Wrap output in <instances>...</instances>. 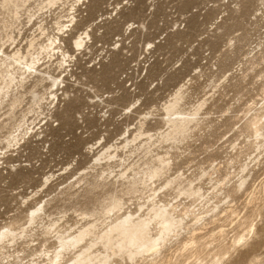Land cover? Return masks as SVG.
Instances as JSON below:
<instances>
[{
    "label": "rangeland",
    "instance_id": "1",
    "mask_svg": "<svg viewBox=\"0 0 264 264\" xmlns=\"http://www.w3.org/2000/svg\"><path fill=\"white\" fill-rule=\"evenodd\" d=\"M0 50L43 73L16 72L0 107V234L15 235L0 264H47L60 236L153 202L186 229L115 264H264V0H0ZM177 95L174 113L199 110L185 134L168 124Z\"/></svg>",
    "mask_w": 264,
    "mask_h": 264
},
{
    "label": "bare ground",
    "instance_id": "2",
    "mask_svg": "<svg viewBox=\"0 0 264 264\" xmlns=\"http://www.w3.org/2000/svg\"><path fill=\"white\" fill-rule=\"evenodd\" d=\"M59 2L60 0H50V4L52 5H56ZM83 43L84 38L80 37L75 44L77 47H81ZM57 49L56 40H52L51 43L42 50L46 52L51 51V54L53 53L55 56V54H57L55 53ZM38 55H40V53ZM23 56L20 53H15L13 56H10L0 50V73L3 80V87L0 91V107L5 104L7 95L12 86L17 82L18 78L16 77V72H21L22 76L28 73L30 76L33 74L41 76V74H43L41 70L42 66H40L38 58H34L33 55H30L29 60H27ZM63 56L66 58L65 54H63ZM19 83L22 84L23 81ZM179 100L180 95H177L174 102L166 109L169 117L168 124L170 125L172 133L185 134L196 122L199 110L197 109L194 114L191 115L174 113L173 109L178 104ZM16 102H18L17 99L13 101L12 106L15 105ZM176 115L178 116L175 117ZM262 120L263 119L258 121L256 118V122L254 123L255 133L259 136H261L264 125V123H261ZM14 139L17 140L18 137ZM100 160H102V158H99L98 162ZM158 161L159 166L149 175L151 180L156 177H163L169 171L170 164L167 161L161 158H158ZM169 184L170 182L168 185ZM111 207V209L106 211L107 214L114 210L122 211L124 209L120 201H117ZM44 209L45 208L41 207L32 210L31 221L34 222L36 220V215L44 211ZM150 214L152 216L151 218L144 219L141 217L137 218L136 215L132 213H126L124 216L120 217L114 225L104 230L103 234L100 235L95 234L97 224L94 223L88 225L87 228H84L81 232L79 231L77 237L67 238L60 236V246L57 247L51 256H48L47 264H115L114 260L118 256L127 255L132 261L137 257H153L167 246L174 236H178L182 230H185L186 226L184 221L178 220L166 205L158 206L153 202ZM201 220L200 216L194 218L195 224L192 226L194 233L198 231L195 227L198 226ZM154 222L159 226L157 236H153V231L155 230L153 228ZM91 237L94 239H91ZM11 238H15L13 231L6 229L0 234V245ZM88 239H90V242H87ZM243 239L244 238H241L240 242ZM98 246H102L104 253H95ZM186 246H188V244ZM79 248L81 249L74 254L73 260L69 261V263H65L66 257Z\"/></svg>",
    "mask_w": 264,
    "mask_h": 264
}]
</instances>
